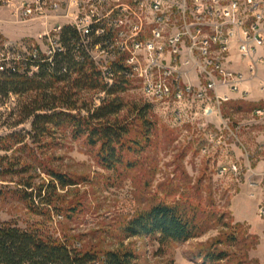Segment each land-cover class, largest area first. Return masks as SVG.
Wrapping results in <instances>:
<instances>
[{"label": "rangeland", "instance_id": "1", "mask_svg": "<svg viewBox=\"0 0 264 264\" xmlns=\"http://www.w3.org/2000/svg\"><path fill=\"white\" fill-rule=\"evenodd\" d=\"M28 1L0 0V23L8 35L20 31L41 35L58 20L54 17L75 11L74 2L69 1L27 19L22 5ZM226 57L231 69L244 73L241 89L247 94L227 92L229 100L242 99L245 104L240 108L228 104L223 114L221 104L210 96L154 99L134 82L119 94L123 109L118 120L129 121L134 117L133 106L148 104L153 124L151 143L130 172L105 170L97 162L96 149L82 138L73 139L67 130L36 137L31 118L22 112L35 93L14 95L6 103L0 95V137L23 136L20 144L0 150V167L8 170L0 174V221L23 230L37 229L79 249L98 253L130 250L136 257L134 264H204L196 254L219 237L235 233L234 246H219L231 255L243 253L245 258L240 261V257L230 256L221 264H264V216L259 211L264 206V110L252 111L246 105L264 102V64L259 63L251 75L247 65L251 57L237 49ZM188 74L193 80L190 83H197L194 75ZM43 82L53 98L69 89L64 82ZM104 96L103 92L83 90L69 96V101L85 114ZM46 169L65 174L76 184L57 185L52 191L46 188L50 180ZM24 182H29L31 189H26ZM39 187L49 204L37 197ZM25 189L33 190L32 201L27 200L33 202V208L14 194ZM156 201L197 205L204 212V227L182 243L161 245L145 237L126 239L121 234L123 223ZM246 234L254 236L251 247L250 239L240 240Z\"/></svg>", "mask_w": 264, "mask_h": 264}, {"label": "built area", "instance_id": "2", "mask_svg": "<svg viewBox=\"0 0 264 264\" xmlns=\"http://www.w3.org/2000/svg\"><path fill=\"white\" fill-rule=\"evenodd\" d=\"M69 1L74 13L54 17L36 41L0 33V72L30 75L40 63H52L65 50V27L77 32L76 48L86 50L105 83H112L110 66L124 55L126 77L154 99L210 96L221 104L227 92L247 94L244 73L228 65L232 49L251 57V75L264 64V0H29L22 10L34 19ZM259 211L264 216V206Z\"/></svg>", "mask_w": 264, "mask_h": 264}, {"label": "trees", "instance_id": "3", "mask_svg": "<svg viewBox=\"0 0 264 264\" xmlns=\"http://www.w3.org/2000/svg\"><path fill=\"white\" fill-rule=\"evenodd\" d=\"M61 40L64 52L57 54L52 63H40L36 73L27 75L15 71L0 72V95L4 97L3 103L17 94L35 93L33 100L22 112L26 118H31V130L36 137L51 136L57 131L67 130L73 139L82 138L88 147L96 149L95 157L102 168L113 172H130L141 162V153L151 143L153 124L148 117V104L133 106L134 117L129 121L117 118L123 109L119 94L133 83L125 75L124 55L118 56L111 64L113 81L107 84L86 50L76 48L78 34L74 29L63 28ZM44 80L67 83L69 89L62 92L59 98H53L48 94V86L44 85ZM83 90L105 94L100 104L88 108L85 114L76 110L75 102L69 101V96ZM228 104L240 108L245 102L242 99L237 102H222V114ZM246 105H249L252 111L264 110V102ZM22 141L23 136L14 133L0 137V150L8 151ZM35 162L41 167L40 162ZM7 171L6 168L0 167L1 175ZM44 171L50 177L46 188L52 191L57 185L65 188L76 184L73 178L65 174L50 169ZM23 185L26 189L32 187L29 182H24ZM42 188L39 187L37 197L42 203L49 204L45 197H41ZM26 189L14 194L29 208H33V202L28 203L29 200L32 201L33 190L27 192ZM205 221L204 212L197 205L187 201H156L135 211L121 226V234L126 239L145 237L161 245L182 243L196 237L204 227ZM247 238L251 240L247 242L250 247L255 244L254 236L249 234L240 240L243 242ZM236 242L235 233L221 236L206 249L199 251L196 259H200L204 264H221L228 261L230 256H238L241 261L245 258L243 253L240 256L231 255L226 248L219 246H234ZM244 247L243 250L246 248ZM135 259L130 250L112 249L98 253L92 249H79L46 236L37 229L23 230L0 221V264H134Z\"/></svg>", "mask_w": 264, "mask_h": 264}, {"label": "crops", "instance_id": "4", "mask_svg": "<svg viewBox=\"0 0 264 264\" xmlns=\"http://www.w3.org/2000/svg\"><path fill=\"white\" fill-rule=\"evenodd\" d=\"M21 33L15 34V32L10 33L9 35L4 31V27H2L0 23V33H2L7 39L12 41H18V40H29V41H36L38 37V32L34 33H22L25 31H20Z\"/></svg>", "mask_w": 264, "mask_h": 264}]
</instances>
